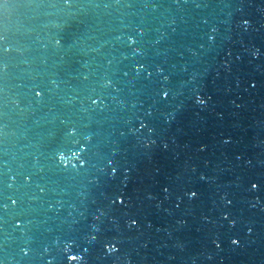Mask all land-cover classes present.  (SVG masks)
<instances>
[{
  "label": "water",
  "instance_id": "95a60500",
  "mask_svg": "<svg viewBox=\"0 0 264 264\" xmlns=\"http://www.w3.org/2000/svg\"><path fill=\"white\" fill-rule=\"evenodd\" d=\"M0 264H264V0H0Z\"/></svg>",
  "mask_w": 264,
  "mask_h": 264
},
{
  "label": "clouds",
  "instance_id": "9594fccd",
  "mask_svg": "<svg viewBox=\"0 0 264 264\" xmlns=\"http://www.w3.org/2000/svg\"><path fill=\"white\" fill-rule=\"evenodd\" d=\"M78 259H80V258L78 257Z\"/></svg>",
  "mask_w": 264,
  "mask_h": 264
}]
</instances>
